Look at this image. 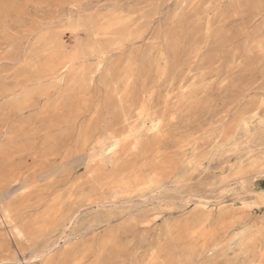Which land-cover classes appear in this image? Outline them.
Wrapping results in <instances>:
<instances>
[{
  "label": "rangeland",
  "instance_id": "374dc122",
  "mask_svg": "<svg viewBox=\"0 0 264 264\" xmlns=\"http://www.w3.org/2000/svg\"><path fill=\"white\" fill-rule=\"evenodd\" d=\"M0 264H264V0H0Z\"/></svg>",
  "mask_w": 264,
  "mask_h": 264
},
{
  "label": "bare ground",
  "instance_id": "6f19581e",
  "mask_svg": "<svg viewBox=\"0 0 264 264\" xmlns=\"http://www.w3.org/2000/svg\"><path fill=\"white\" fill-rule=\"evenodd\" d=\"M158 124H156V126H157ZM115 143V142H114ZM111 147V146H110ZM107 148V147H106ZM57 213V212H56ZM66 217V216H65ZM68 219V218H67ZM210 254V253H209Z\"/></svg>",
  "mask_w": 264,
  "mask_h": 264
}]
</instances>
